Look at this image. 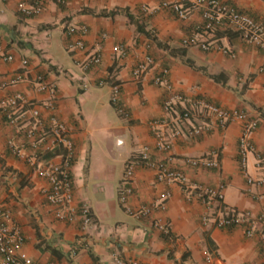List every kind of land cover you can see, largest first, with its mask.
I'll return each instance as SVG.
<instances>
[{"label":"crops","instance_id":"crops-1","mask_svg":"<svg viewBox=\"0 0 264 264\" xmlns=\"http://www.w3.org/2000/svg\"><path fill=\"white\" fill-rule=\"evenodd\" d=\"M224 1L264 23V0ZM21 2L31 0H0V74L9 78L21 72L25 78L0 88V100L16 92L36 102L53 96L54 113L66 124L74 146L70 167L73 205L86 203L92 215V223L85 229L79 220L55 218L43 194L48 183L38 167L61 161L65 149L48 135L40 144L36 161L15 155L8 145L11 138L25 144L27 154L34 151L0 112V202L24 235L22 249L28 256L37 264H264L258 236H246L240 226L220 228L212 221L203 223L201 201L187 199L176 184L157 182L152 169L138 167L132 180L133 193L125 203L118 199L125 163L141 145L149 144L155 158L165 155L154 147L150 129L152 120L172 124L174 117V110H163L167 87L152 82L158 67L165 66L169 68L167 84L173 90L258 117V127L250 134L253 148L246 154L245 171L238 152L239 121L222 128L204 114L184 120L179 124L182 134L173 140L170 153L173 166L182 169L190 183L221 188L220 204L259 212L264 205V182L248 179L258 178L257 154L264 152V50L234 31L210 33L202 39L228 48L235 56L202 50L196 44L183 47L182 38L202 23L200 11L180 20L161 8L160 0H43V10L32 17L19 12ZM112 9L117 10L113 15L98 14ZM127 13L134 20L140 18L147 31L128 22ZM70 24L88 28L85 49L74 54L66 49L65 26ZM147 43L156 65L136 79L132 66ZM115 44L128 45L123 59L113 51ZM98 45L100 64L83 74L80 61ZM1 54H11L12 60L3 59ZM23 59L27 64H22ZM110 72L119 86L121 111L110 101ZM219 72L224 74L225 86L210 77ZM38 75L54 85L52 95L32 84ZM85 77L87 87H82ZM99 80L104 84L98 85ZM184 106L177 104L175 111ZM48 115L42 111L43 126ZM200 125L206 126L202 133L195 137L188 134V128ZM157 127L170 131V125L160 123ZM213 151L218 153L217 168L182 164L185 158L210 156ZM217 204L212 200L213 207ZM142 205L152 208L148 215L129 213L128 209ZM159 224H166L169 233H163ZM72 250L77 253L73 255Z\"/></svg>","mask_w":264,"mask_h":264},{"label":"built area","instance_id":"built-area-1","mask_svg":"<svg viewBox=\"0 0 264 264\" xmlns=\"http://www.w3.org/2000/svg\"><path fill=\"white\" fill-rule=\"evenodd\" d=\"M63 2V0H60ZM144 7V6H143ZM160 7L172 11L180 20H187L189 15L199 10L202 23L182 38L181 46L187 47L198 45L202 50H220L223 53L235 56L234 52L223 46H217L213 42L202 39L204 35L215 32H237L242 40L247 43L257 45L264 50V23L255 20L246 12L236 6L227 3L224 0H160ZM44 8L43 0H31V2H21L18 6L19 12L25 17H32L39 14ZM88 28L85 24H70L65 26L67 35L66 49L75 53L85 49L84 36ZM107 34L103 33L102 38ZM113 51L117 52L120 58H124L129 47L126 44L113 45ZM144 52L137 58L132 66L131 73L134 78L140 79L149 74L156 65L154 57L147 51L149 43L144 45ZM5 60H12L11 54H1ZM102 60V54L99 45L94 51L85 53L80 61L83 74L92 72ZM27 59L22 60V64H27ZM169 68L165 66L158 67V70L152 75L154 84H164L168 89V94L163 101V110L167 113L174 110L172 124L169 122H159L152 120L150 129L153 131L154 147L163 152L162 158H155L151 155L149 144H143L139 150L130 157L124 168V173L118 189V199L125 203L133 193L132 180L135 170L138 167L149 168L154 171L157 182L167 185L176 184L182 188L186 198L197 197L204 206L202 222H214L217 227L226 228L240 226L244 234L248 237L258 236L261 242V248L264 251V205L259 212L252 214L248 211H238L232 207H226L220 204L223 198L221 188H209L189 182L187 174L180 168L172 164L173 157L170 153L173 140L182 134L179 124L184 120H189L193 116L204 114L212 117L216 123L224 128L229 122L239 121L241 123V133L238 141V152L241 159L242 170L245 171L246 154L252 150L250 134L258 127V117L252 116L240 109H227L211 103L203 98H190L178 91H175L167 84ZM24 75L17 72L7 78L0 74V88L4 89L11 85L24 81ZM88 77L84 78L82 87H87ZM98 85H103V81H98ZM32 84L38 91H48L52 95L55 87L48 82L42 75H38ZM119 86L117 82L111 83V103L121 111L118 103ZM183 103L185 106L181 111H175V106ZM42 111H48L47 123L45 126L42 121ZM55 102L51 98L36 102L21 92H16L0 100V112L3 118L17 127L27 147H30L33 154L26 153V145L17 144L14 139L8 140V145L12 148L15 155L24 158L26 161H36L41 142L46 136H51L56 145L65 149L62 159L59 162H48L38 167L39 174L47 181L48 187L43 190V194L48 204L54 209L56 219L66 222H80L83 229L88 228L92 223V215L89 206L83 203L79 206L73 205V181L71 175V162L74 156L73 141L70 137L66 124L59 119L55 113ZM162 123L170 125V131L157 126ZM206 129V126H193L188 128V134L197 136ZM217 151H213L210 156L199 158H185L182 164L192 167L217 168L219 166ZM256 166L260 170L256 180L249 178L248 181L264 182V152L257 154ZM212 200L218 202L216 207L212 206ZM148 205H142L129 213L136 216L148 215L151 211ZM163 233L168 234L169 228L166 224H159ZM24 235L20 228L13 222L11 212L2 206L0 202V264H37L22 249ZM75 255L77 252L72 250ZM208 258V255H207ZM46 264H54L48 262Z\"/></svg>","mask_w":264,"mask_h":264},{"label":"trees","instance_id":"trees-1","mask_svg":"<svg viewBox=\"0 0 264 264\" xmlns=\"http://www.w3.org/2000/svg\"><path fill=\"white\" fill-rule=\"evenodd\" d=\"M117 10L116 9H112V10H110V11H105V10H102V11H100L98 14H100V15H108V14H110V15H113L115 12H116ZM127 17H128V22H135L136 23V25L138 26V28H139V30L140 31H144V32H146L147 30H145L144 28H142L141 27V19L140 18H138L137 20H134L133 18H132V15L131 14H129V13H127ZM227 32H229V31H227ZM148 33V32H147ZM149 35H150V33H149ZM112 72H110L109 73V77L107 78V81H109V82H111V83H114V82H116L115 81V75H112L111 74ZM210 77L214 80V81H216V82H218V83H220L221 85H223V86H225L226 85V79H225V77H224V74L222 73V72H219V73H217V74H210ZM262 115L264 116V113H262Z\"/></svg>","mask_w":264,"mask_h":264},{"label":"rangeland","instance_id":"rangeland-1","mask_svg":"<svg viewBox=\"0 0 264 264\" xmlns=\"http://www.w3.org/2000/svg\"><path fill=\"white\" fill-rule=\"evenodd\" d=\"M109 104V103H108ZM109 109H111L112 111H113V109H112V107L110 106V104H109Z\"/></svg>","mask_w":264,"mask_h":264}]
</instances>
